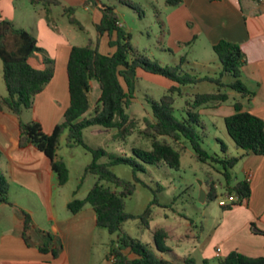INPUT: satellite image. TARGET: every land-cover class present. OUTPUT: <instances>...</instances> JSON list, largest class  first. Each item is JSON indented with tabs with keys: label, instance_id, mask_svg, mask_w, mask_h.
Instances as JSON below:
<instances>
[{
	"label": "trees",
	"instance_id": "1",
	"mask_svg": "<svg viewBox=\"0 0 264 264\" xmlns=\"http://www.w3.org/2000/svg\"><path fill=\"white\" fill-rule=\"evenodd\" d=\"M34 5H41L48 9L59 6L57 0H29ZM134 11L140 9L130 2L120 1ZM183 0H164L168 8H177ZM99 5L102 18L95 26L98 36L108 34L116 39L110 42L115 48L113 54H102L89 42L86 46L71 47L66 64L69 106L63 114V120L57 124L50 134H45L39 123L35 121L19 123V146H34L50 161L57 185L64 186L69 179V170L65 162L57 157L61 146V137L65 136L68 148L81 146L92 155V161L85 167L83 177H96L94 185L85 198L71 200L67 208L73 214L80 212L85 206H90L95 213L96 225L105 229L116 240L110 243L109 255H115V264H176L171 250L164 245L168 239L165 230L156 229L152 233L153 245L144 244L130 238L123 226L129 220L137 217L125 211V200L135 192V183L142 184L139 173L146 171L145 165H164L172 170L181 168L182 152L176 144L184 142L193 152V157L203 164L219 165L223 178L224 195L232 198L229 204L220 205L223 211L231 210L242 205L250 196L249 181L246 179L232 184L231 170L238 164L241 157H229L227 148L221 143L222 156L209 154L202 146L205 137L204 123L198 109L210 105L218 107L230 98L229 92L238 95L232 104L234 113L223 119L227 135L234 147L245 154L264 156V123L255 115L243 110V100L250 102L254 93L241 81V69L245 64V56L241 48L233 43L221 40L212 47V51L219 63L217 77H199L191 75L183 69L185 58L181 57L179 64L162 67L157 61H150L139 54L131 45V37L119 27V16L116 7L99 3V0H84L83 6ZM76 8L64 7L63 13L68 16V22L82 30L74 17ZM47 22L48 18H47ZM36 53L43 55V67L31 66L29 60ZM0 60L2 62L3 80L7 95L0 101V110H8L19 116L23 110L33 108L34 98L40 94L45 86L53 79L54 61L47 57L46 52L38 47L36 38L28 31L17 28L7 19L0 20ZM141 71L150 75L162 77L172 83L167 92L158 102L149 100L152 119L145 120L144 134L150 140L148 149L134 147L131 156L108 154L104 149H91L85 145L83 132L85 129L98 126L104 129H116L120 138L131 135L133 126L127 110L134 100V90L137 73ZM225 79H228L226 82ZM96 82L99 87L97 106L91 111L89 95L91 83ZM214 84L216 92L197 94L185 115L175 117L174 103L176 97L182 95V88L195 86L200 83ZM106 158L107 162L99 160ZM125 165L132 169L133 182L117 177L112 168ZM206 191V202L217 197L215 184L211 181ZM8 182L0 172V205L7 203ZM157 198L147 206L143 214L138 217L148 225L151 208L157 206ZM31 226L30 216L24 212L25 230ZM259 232V231H258ZM44 251V247L40 249ZM128 250L131 258L122 253ZM169 255L170 260L163 258ZM181 264H196L193 259L184 258ZM202 264H208L203 260ZM218 264H264L263 257H248L237 251L230 252L224 258L218 259Z\"/></svg>",
	"mask_w": 264,
	"mask_h": 264
},
{
	"label": "crops",
	"instance_id": "2",
	"mask_svg": "<svg viewBox=\"0 0 264 264\" xmlns=\"http://www.w3.org/2000/svg\"><path fill=\"white\" fill-rule=\"evenodd\" d=\"M19 1L0 0V20H10L15 27L29 32L27 28L17 26L24 22L17 13ZM57 1L60 5L49 8L48 12L47 8L31 4L36 8V16L28 21L38 47L45 50L55 66L60 62L53 79L33 102V108H41L45 116L40 119L32 117V121L39 123L45 134H50L59 124L69 106L66 64L69 51L75 46L64 38L66 33L74 38L75 33L61 23L52 24L50 20L57 8L62 11L56 17H64V7L76 8V19L77 9L84 3V0ZM25 6L23 3V8ZM90 6H83L84 10L89 11ZM93 6L91 24L95 30L102 14L99 5ZM167 20L178 43L192 47L198 43L215 66L219 65L212 51L213 45L225 40L241 48L245 56L241 81L254 93L250 102L242 101L243 110L264 123V2L183 0L179 7L168 13ZM78 22L84 31V25ZM119 25L124 27L121 21ZM115 39V34L112 37L108 34L98 36L95 30V45L98 47L100 43L111 47L110 42ZM195 62L198 64V60ZM35 67L42 66L38 64ZM137 74L172 85L162 77L141 71ZM232 93L229 92L230 97ZM8 112L0 110V172L8 182L7 203L0 205V264H113L115 255H109L108 242L115 235L97 227L95 213L90 206H85L75 215L68 210L71 198L64 199L56 193L57 179L49 159L34 146H19L20 121L15 114ZM199 113L207 116L219 114L224 119L234 111L232 105L224 107L221 104L200 109ZM239 164L244 179L249 177L250 196L242 205L223 213L204 251L206 259L224 258L232 251L254 258L264 256V156L246 154ZM24 212L31 218V226L26 230ZM43 247L44 251H41Z\"/></svg>",
	"mask_w": 264,
	"mask_h": 264
},
{
	"label": "rangeland",
	"instance_id": "3",
	"mask_svg": "<svg viewBox=\"0 0 264 264\" xmlns=\"http://www.w3.org/2000/svg\"><path fill=\"white\" fill-rule=\"evenodd\" d=\"M120 1L99 0V3L116 7L119 19L131 37V45L139 54L150 61H157L162 67L175 66L179 64L180 58L184 57L186 61L182 67L191 75L217 77L220 67L212 63L211 57L205 56L204 50L198 47V43L192 47L176 41L174 34L170 32L167 20L168 13L174 8L166 7L164 0H122L137 6L140 9L138 12ZM23 3L26 4V9L28 7V11L25 7L23 8ZM39 7L42 6L39 5ZM34 9L36 8L29 4L27 0H21L17 4V13L24 20L23 25H20L22 24L20 23L17 26L27 28L30 34L32 26L28 21L35 18L36 12ZM89 9V11H85L83 6L77 9L76 20L84 25V31L71 25L68 22V16L56 17L58 16L57 13L62 11L60 8H57L50 21L52 24L61 23L62 26H66L71 32L75 33L74 38L70 33L64 35V38L69 40L71 44L86 46L89 42H92L95 45V30L91 24L95 8L91 5ZM98 49L102 54H113L115 51V48L110 47L107 43H100ZM196 60H198V64H196ZM42 61L43 55L36 53L31 57L29 63L34 67L38 64L43 67ZM217 65H219L218 62ZM59 67L60 62L56 66L54 65V71L57 72ZM170 87L171 85L162 80L137 74L134 100H132L127 110L133 122L131 135L122 139L116 129H104L94 126L85 129L83 132L85 145L91 149L102 148L108 154L116 156L123 154L131 156V149L134 147L148 149L150 140L144 134L145 120L152 119L151 106L148 101L158 102ZM216 89L217 87L214 84L207 82L182 88V95L176 97L174 103L175 117L181 119L185 115L186 109L191 106L195 95L216 92ZM232 94L229 100L224 103V107L232 105L238 99L235 93ZM6 95L7 90L3 80L2 62L0 60V101ZM89 96L92 104L91 115L99 98V87L94 81ZM207 108H211V106H203L198 111ZM8 113L12 115L11 112ZM44 116L43 110L37 107L36 110L35 108L23 110L16 117L21 122H29L32 121V117L40 119ZM62 120L63 116L60 118L59 123ZM201 120L205 128L202 133L205 135L203 148L211 155L222 156L221 143H223L227 148V156L241 157L238 164L231 170L232 184L244 180L239 163L246 154L234 147L225 130L223 117L219 114L216 116L201 114ZM65 136L61 137V146L57 155L65 162L69 170V179L65 186H56L55 191L60 193L64 199L68 197L71 200H81L88 194L96 181V177L90 174L82 178L85 167L92 161V155L81 146L66 147ZM176 146L182 152L181 168L176 171L162 164L158 166L145 165L146 171L138 174L142 184L133 181V173L130 167L118 165L112 168L117 177L133 182L136 186L134 194L125 200V211L137 218L126 222L123 229L130 238L149 244L153 250H155L152 238L153 231L156 229L165 230L168 239L164 245L171 250L176 264H181L184 258L193 259L196 264H202L203 260H207L208 264H218V258L206 259L204 251L213 237L214 228L222 220L223 213L233 209L223 211L220 207V202L229 204L232 201L224 195L223 178L220 174L221 168L216 164L209 165L198 162L193 157L190 146L184 142L176 144ZM99 162L105 163L107 159L103 158ZM211 181L215 184L217 197L212 201L201 203L199 201L200 189L207 190V183L210 184ZM200 183H202L201 186ZM154 195L157 198V206L151 208L150 221L146 226L138 217L143 214L153 200ZM116 239L115 236L111 237V241ZM111 241L108 242L109 246ZM122 253L130 258L132 257L128 250H123ZM114 258L113 264H115L116 256ZM163 258L166 260L171 259L167 254H164Z\"/></svg>",
	"mask_w": 264,
	"mask_h": 264
},
{
	"label": "water",
	"instance_id": "4",
	"mask_svg": "<svg viewBox=\"0 0 264 264\" xmlns=\"http://www.w3.org/2000/svg\"><path fill=\"white\" fill-rule=\"evenodd\" d=\"M202 185V183H200V186ZM199 201L201 203H205L206 202V191L204 189H200V193H199Z\"/></svg>",
	"mask_w": 264,
	"mask_h": 264
},
{
	"label": "built area",
	"instance_id": "5",
	"mask_svg": "<svg viewBox=\"0 0 264 264\" xmlns=\"http://www.w3.org/2000/svg\"><path fill=\"white\" fill-rule=\"evenodd\" d=\"M260 1L264 2V0H260ZM118 26L121 27V25H119V23H118ZM246 180L249 181V177H247ZM229 199L233 201L232 198H229ZM230 202H231V201H230ZM225 204H226L225 202H220V205H221V206H223V205H225ZM114 259H115V258L113 257L112 260L114 261Z\"/></svg>",
	"mask_w": 264,
	"mask_h": 264
}]
</instances>
